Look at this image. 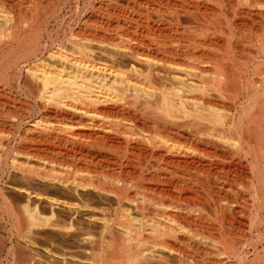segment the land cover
Returning <instances> with one entry per match:
<instances>
[{"label": "bare ground", "instance_id": "obj_1", "mask_svg": "<svg viewBox=\"0 0 264 264\" xmlns=\"http://www.w3.org/2000/svg\"><path fill=\"white\" fill-rule=\"evenodd\" d=\"M0 221L52 264H220L209 227L264 264V0H0Z\"/></svg>", "mask_w": 264, "mask_h": 264}, {"label": "rangeland", "instance_id": "obj_2", "mask_svg": "<svg viewBox=\"0 0 264 264\" xmlns=\"http://www.w3.org/2000/svg\"><path fill=\"white\" fill-rule=\"evenodd\" d=\"M14 173V174H13ZM18 173V174H17ZM16 174V175H15ZM19 176H20V174H19V172H16V171H12L11 172V178L10 177H7L6 178V180L7 181H5L6 182V184L3 182V187L5 188V191H6V194H7V196H10V197H13V198H18V199H21V196H19V193L17 192V190H14V188L12 187V186H14L13 184V180L15 179V182H19V180H20V178H19ZM14 179H13V178ZM18 178H19V180H18ZM9 179V180H8ZM11 179V180H10ZM11 182V183H10ZM16 184V183H15ZM13 188V189H12ZM12 189V190H11ZM14 190V191H13ZM15 192H17V193H15ZM98 201H100L99 199H97ZM96 200V202H98ZM113 201V198L112 199H107L106 200V203H111ZM113 203V202H112ZM131 207V206H130ZM61 208V209H60ZM65 208V209H64ZM133 208V207H132ZM131 208V209H132ZM59 212H61V214H63V216L60 218V224H61V228H53V229H47L46 231H42V230H40V232H38V233H36V234H34V235H36V237H38V238H40L41 240H45V241H47V242H49V240H50V242H54L53 243V246L52 247H54V248H58V249H61V245H65L66 244V242L67 241H69L70 242V240H71V242L73 241V229H70V228H68V229H66L67 227V223H68V220L66 219V216H67V214H69L68 212H71L72 210H70L69 208H66V207H63V206H60L59 208ZM65 210V211H64ZM68 210H70V211H68ZM131 211V210H130ZM147 211L148 210H145V212L143 211V212H141V211H139V210H137V209H135L134 208V210H132L131 211V213H132V215L133 216H135L137 219H143V217L145 216V213H147ZM83 212H85V213H91V212H88V211H83ZM85 213H81V215L83 214V216H81V218L82 219H85V220H87L86 219V217H87V215L85 216V218H84V214ZM142 215H143V217H142ZM7 218V217H6ZM65 218V219H64ZM8 219H6V221H7ZM65 220V221H64ZM8 222V221H7ZM1 221H0V242L2 241V239H3V237H4V235H5V238L7 239H9L10 237L9 236H12V231H10V226H8L7 227V229H5V231L3 232L2 230H1ZM66 227V228H65ZM92 227H94V228H90V233H92V235H95V234H97V227L94 225V226H92ZM65 228V229H64ZM211 227H209V228H207L209 231H210V233H215V232H217L216 231V229L214 230V228H211ZM213 229V230H212ZM247 231L245 232L246 233V235H250V232H249V229H250V227L249 226H247ZM52 230V231H51ZM207 230V233H205L204 235H205V237L206 236H210V237H206V239L204 238V242H205V240H207L206 241V243H204L206 246H207V248H208V252L210 253V255L209 254H207L208 252L206 251V253L205 252H201L200 251V253H198L197 255H200V257L202 256L203 258H204V256L202 255V254H204L205 255V257L206 258H204V260L205 259H207L206 261L208 262V263H210V262H213V261H219L220 262V264H228V262L229 261H231V259H228L227 257V253H226V251H224V249L222 248V246H220L219 245V242H213V240H211V239H213V237L211 236V234L209 233V231ZM260 230H264V224L262 225V227L260 228ZM215 231V232H214ZM209 233V234H208ZM67 235V236H66ZM211 238V239H210ZM7 239V241L5 242V244H6V246H5V257L3 258V253H1L0 255V263L2 264V261H4L5 260V262H4V264H15L16 262L15 261H17V259H16V256H20V255H22V253H24V251L25 250H27L28 248L27 247H21V246H19V245H16V247L14 246L13 248H12V251H15L16 252V250L18 251V253H20L21 251H23L22 253H20V254H18L17 252V254L18 255H12L11 256V253L10 254H8V248L9 247H11V243H10V241ZM246 238H244V237H242V240L241 241H244ZM20 241L18 238H16L15 239V244H18L17 242L18 241ZM211 240V241H210ZM208 243V244H207ZM56 244H58V245H56ZM219 246H218V245ZM48 245V244H47ZM17 246H19V247H17ZM46 246V245H45ZM45 246L43 245V246H38V247H31V251L28 249V251L29 252H31V253H28L30 256H32V255H35V253L36 252H34V251H36L37 249H40L39 251H38V253L40 252L41 253V257L43 256V260L41 259V257H37V259H40L39 261H43L44 262V260H48L49 261V264H52L51 262H52V260L54 259V260H58V259H56V258H58L59 256H57V255H55L54 253H46L45 251H44V248H45ZM57 246V247H56ZM58 246H60V247H58ZM217 246V247H216ZM252 245H249L248 246V248L249 249H251L250 251H249V253H251L250 255H249V257H251L253 254H252V252L251 251H253V246L251 247ZM20 247H21V250L19 251V249H20ZM64 247V246H63ZM218 247H220V248H218ZM262 247V246H261ZM19 248V249H18ZM33 248V249H32ZM210 248V249H209ZM2 249V246H1V243H0V250ZM23 249V250H22ZM216 249H217V251H216ZM211 250V251H210ZM218 250H219V252H218ZM222 251H224L223 253H225V254H223L222 253ZM0 252H3V251H0ZM42 252H45V254L44 253H42ZM15 253V254H16ZM219 253H222V254H219ZM55 255V257H53L54 255ZM7 255V256H6ZM47 255V256H46ZM46 258H45V257ZM218 256V257H217ZM61 257V256H60ZM222 257V258H221ZM219 260H218V259ZM211 259V260H210ZM215 259V260H214ZM223 259H224V261H223ZM228 259V262H225L226 260ZM234 259V260H233ZM232 261L233 262H235L234 264H240L239 263V261L238 260H236L235 258H232ZM17 263H18V261H17ZM16 263V264H17ZM242 264H247L245 261L244 262H241ZM19 264V263H18Z\"/></svg>", "mask_w": 264, "mask_h": 264}]
</instances>
